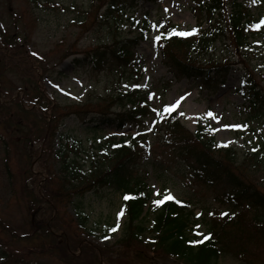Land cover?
<instances>
[{
	"label": "rangeland",
	"instance_id": "rangeland-1",
	"mask_svg": "<svg viewBox=\"0 0 264 264\" xmlns=\"http://www.w3.org/2000/svg\"><path fill=\"white\" fill-rule=\"evenodd\" d=\"M105 1L99 4L96 0H0V255H13L20 264H91L97 260L100 264H180L175 257L164 255L151 245L155 236L151 230L144 233V241L121 243L128 216L121 193L112 186H93L60 210L53 202L54 214L43 212L39 204V199L44 198L43 182L61 167L53 161L54 145L57 150L65 141L77 142V153L85 159H81L84 169L91 167L105 137L123 133L114 125L98 121L99 113L112 116L119 113L120 107L113 98L121 90L135 87L137 79L139 87L150 92L151 104L159 115L179 102L176 113L192 132L197 131L202 119H207L216 131V139L236 148L240 162L237 164H242L248 152H258L259 158L264 155L263 110L258 108L255 114L251 113L247 107L249 96L241 92V81L245 80L242 76L251 72L257 88L264 94V0H242L252 15L250 19L257 21V27L247 28L248 45L236 51L232 33L224 28V21L222 40L207 53H197L198 63L231 62L225 84L209 93L200 89L197 80L171 75L156 41L159 25H168L170 21L179 31L207 29L209 20L205 12L199 13V7L194 8L196 0H118L125 1L127 12L123 11L121 19L110 18V22L104 15ZM137 19H148L152 25L150 32ZM115 21L119 24L117 28ZM143 32L147 33L142 38ZM138 37L141 38L135 44L138 60L134 66L120 67L113 60L115 41L126 43ZM106 59L109 60L104 62ZM51 119L59 124V130L46 136L45 147L51 151L44 160V141L41 143L34 135L44 136ZM19 123L25 126L20 128ZM234 125L241 127H231ZM152 128V125L147 128L148 139L156 148L163 133ZM123 131L135 132L130 126ZM180 158L171 149L160 146L142 160L139 168L146 175L153 199L161 194L187 199L196 213L201 209L237 211L225 199H216L230 189L228 183L210 187L203 184L191 175ZM260 163H264V158ZM254 164L249 163L251 168ZM237 171L249 173L247 180L263 187L260 167ZM29 200L37 202L32 209L27 204ZM154 214L151 210L147 212L144 218L147 227L152 225ZM208 217L202 213L195 219L199 234L207 230ZM55 219L60 226H50L54 240L42 229ZM30 220L41 228L32 236L27 234H32ZM56 237L59 242L66 239L72 245L68 255L60 250ZM87 244L104 249L83 254ZM252 249H257L256 245ZM242 260L225 254L218 262L246 264Z\"/></svg>",
	"mask_w": 264,
	"mask_h": 264
},
{
	"label": "trees",
	"instance_id": "trees-1",
	"mask_svg": "<svg viewBox=\"0 0 264 264\" xmlns=\"http://www.w3.org/2000/svg\"><path fill=\"white\" fill-rule=\"evenodd\" d=\"M96 1L99 4L106 2L105 0ZM124 3L125 1L107 0L104 15L108 16V22L110 18H123L126 6ZM229 6H231L230 10ZM197 7H199V13L205 12L209 20L206 31H193L192 34L181 36L176 34L179 31L172 23L164 24L158 33V44L161 46L165 65L175 76L191 77L198 80L202 88L215 91L219 84L225 82L231 62L198 63L197 53H207L213 49L215 44L222 40V36H225V26L231 31L232 41L235 42L234 48L238 51L240 47L249 44L250 35L247 28L256 26L257 21L250 19L252 15L242 0H197ZM147 23L148 20H145V28L148 26ZM223 25L224 28H222ZM118 26V22L115 21V28ZM144 36L145 33L141 37ZM137 42L138 38L129 39L126 43L115 41L116 47L112 50L113 60L118 61L120 67L134 66L137 60L135 50ZM3 50L6 52L5 49ZM108 53L112 55L111 52ZM242 60L240 61L244 62ZM244 79L243 90L251 96L248 108L251 109V113L254 112L253 114L258 111V108L264 113V94L257 88L252 73L249 72ZM137 83L138 79L135 87L121 90L113 98L117 102L115 105L121 108V112L116 117L117 120L106 118L105 115L99 117L103 124L115 125L117 128H122L128 123L132 124L136 127L137 133L127 136H106L104 142L98 141L102 142L98 147L100 151L95 154L91 161L92 166L87 170L84 169L81 161L85 159L77 153V142L66 143L65 141L57 150L54 145L53 161L60 163L61 167L57 172L50 173L52 177L43 182L44 198L39 199V204H42L41 210L54 214L56 208L53 202L60 210L66 202L79 194L84 195L93 186H112L121 193L128 215L127 227L121 243L127 240L142 241L146 230H151L155 234L151 245L158 248L164 255L175 257L182 264H219L218 261L225 254L235 255L243 259L242 261L246 264H264V248H260L264 245V181L263 187H257L251 180H247L249 173L238 174L237 171L241 168L255 170L260 167V171L264 174V166H262L264 163H260L264 155L263 158H259L258 152H248L242 164H237L240 162H237L239 153L236 148L220 143L216 139L213 126H210L207 120L202 119L197 131L192 132L185 127L174 110L171 112L167 110L162 113V116L159 113L155 114L150 93L141 90ZM148 117L152 118V122L157 119L154 127L158 133H163L159 137L156 148L150 144L148 134L144 132ZM19 124H21L20 128L25 126L23 123ZM47 126L48 130L44 129L43 134L46 133L44 136L34 135L35 138L40 139L41 143L44 141L42 159L51 151L50 147H45L47 146L46 136L49 137L51 133L59 130V124H55L54 119L49 120ZM160 146L171 149L175 155L181 157L180 159L189 167L191 175L203 184L213 186L222 182L228 183L230 191L226 190L223 197L218 194L216 199H225L234 205L237 211L224 213L218 209H206L204 212L201 209V213L198 214L191 207L190 200L167 199L164 194L153 199L152 189L146 182V175L142 173L139 165L150 151L154 153ZM249 163L256 164L254 168H251ZM125 196L130 199H124ZM158 200L163 203L157 204ZM27 204L32 209L37 202L29 200ZM149 210L155 214L152 225L147 227L144 224L146 223L144 218ZM202 213L209 216V222L207 230L199 234L195 230L194 222ZM28 222L29 230L32 232V234L27 232L28 235L32 236L41 230L40 227L34 226L31 220ZM50 226L60 225L55 219L42 229L47 230V236L55 240L54 233L50 232ZM3 229L5 230V226ZM56 242L60 250L68 255L72 245L66 239L59 242L57 238ZM254 242L257 244H253ZM253 245H256L257 249L251 250ZM103 249L87 244L83 247V254L88 251L100 253ZM20 262L19 258L13 255H0V264H20ZM91 264L100 263L97 260L91 261Z\"/></svg>",
	"mask_w": 264,
	"mask_h": 264
},
{
	"label": "snow or ice",
	"instance_id": "snow-or-ice-1",
	"mask_svg": "<svg viewBox=\"0 0 264 264\" xmlns=\"http://www.w3.org/2000/svg\"><path fill=\"white\" fill-rule=\"evenodd\" d=\"M262 23H264V21H262ZM193 31H196V30L194 29ZM176 34H177V35H181V36H185V35H189L190 33L177 32ZM157 39H158V38H157ZM34 55H35V54H34ZM178 103H179V102H177L176 105L169 106L167 110H168L169 112L173 111V110L178 106ZM209 115H213V114L209 113ZM226 127H228V126H226ZM231 127L239 128V127H241V126H240V125H234V126H231ZM124 199L127 200V199H130V197L125 196ZM167 199H174V197H172L171 195H169V196L167 197ZM177 202L179 203V201H177ZM156 203H157V204H160V203H163V201L158 200V201H156ZM120 215H123V212H121ZM225 215H227V214H225ZM113 231H115V229H113Z\"/></svg>",
	"mask_w": 264,
	"mask_h": 264
}]
</instances>
